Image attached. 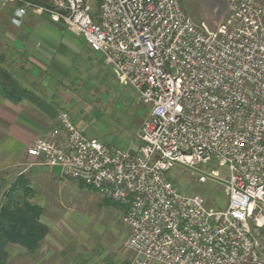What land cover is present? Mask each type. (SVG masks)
<instances>
[{
    "label": "built area",
    "instance_id": "obj_1",
    "mask_svg": "<svg viewBox=\"0 0 264 264\" xmlns=\"http://www.w3.org/2000/svg\"><path fill=\"white\" fill-rule=\"evenodd\" d=\"M41 1L0 0L16 4L17 26L36 10L80 35L149 110L137 152L60 112L65 139L36 138L28 156L123 207L130 264H264V4L223 0L225 18L204 31L181 0ZM210 162L229 171L224 210L169 177Z\"/></svg>",
    "mask_w": 264,
    "mask_h": 264
},
{
    "label": "rangeland",
    "instance_id": "obj_2",
    "mask_svg": "<svg viewBox=\"0 0 264 264\" xmlns=\"http://www.w3.org/2000/svg\"><path fill=\"white\" fill-rule=\"evenodd\" d=\"M89 2L96 4V0ZM181 3L188 16L204 31L215 30L218 22L224 19L221 8L215 6L212 0H181ZM10 5L0 2V64L7 67L24 87H39L43 75H39L36 65L30 62L34 60L35 51L25 50V46L30 45L28 34L22 30L23 25H14L6 18V12L13 9ZM17 27H21L20 30ZM62 28L55 27L58 36L51 38L52 42L46 40L47 44L37 34L31 46H88L80 35ZM79 60L72 59V68L64 81L49 83L47 87L40 85L42 93L58 102L60 110L57 113L66 112L87 136L110 145L129 147L132 151V142L139 138L138 130L148 115L149 107L140 102L131 86L121 83L117 74L104 68L105 64L102 66L93 60L87 65V61L83 63ZM54 170L60 171L64 179H55L51 184H45L46 178L42 177L32 182L27 175H19L15 180L12 178L14 175L7 180L1 179L0 209L6 204H18L21 207L25 200L37 205L35 202L40 197L33 196L34 190L48 191L47 195H42L43 198L48 196L51 205V210L46 211V217H49L60 239L69 243L76 237L81 239L88 234L102 235L104 239L110 237L111 242L104 245L105 251L119 259L117 264H130L135 254L126 246L128 227L123 221V207L102 197L79 180L68 177L60 167ZM199 172L208 175L207 181L198 180ZM228 176V168L216 162L200 163L191 168L177 164L169 171L170 179L182 193L201 194L206 198L208 207L217 210H224L228 205L224 184ZM27 188L32 190L26 191ZM22 259L20 257L19 261H24L23 264H31L30 256ZM13 260L10 264H16Z\"/></svg>",
    "mask_w": 264,
    "mask_h": 264
},
{
    "label": "crops",
    "instance_id": "obj_3",
    "mask_svg": "<svg viewBox=\"0 0 264 264\" xmlns=\"http://www.w3.org/2000/svg\"><path fill=\"white\" fill-rule=\"evenodd\" d=\"M258 1L264 4V0ZM212 2L215 3V6L221 8L220 12L225 18L227 10L223 0H212ZM14 5L11 3L10 7L14 9ZM13 9L6 12V18H9L10 23L12 22L11 15ZM21 25H23L22 30L31 38L28 37V45L30 46H25V50L35 51L33 54L34 60L31 59L30 62L36 65L40 73L39 75H43L39 81L42 87H47V84H53L56 81L57 83L64 81L72 68V62L76 58H79V61L83 63L87 61V65L93 60L102 66L105 64L104 68H108L112 73L116 74L105 63L101 54L93 51L90 46H31V43L34 44V38L37 34L43 37V40H41L43 43H46V40L52 42L51 38L58 36L55 27L62 28L63 26L67 28L62 22L51 20L48 14L29 10L24 16ZM20 28L17 27L18 30ZM60 40L63 42L62 38ZM40 85L39 87H30V89L41 96L48 104L50 103L52 111L49 108L43 110L27 98L19 102L12 101L0 91V181L1 179L7 180L8 177L13 175L14 177L12 178L14 180L19 175L25 177L27 175L32 182L41 177L46 178L45 184H51L55 179H64L60 171L54 170L57 167L40 164L27 154V148L36 138L47 137L53 138L56 141H62L66 137V133L61 128V124L57 118L60 105L53 98L50 99L48 94L42 93ZM56 130L59 131L58 134L53 135V132ZM132 144L134 146L132 152H137L139 140H135ZM122 148L128 149L129 147ZM128 150L131 151V149ZM40 168H44L45 170H39ZM47 192H42V190L38 189L34 190L32 194L38 198L40 197L39 201L35 203L40 205L43 210L40 220L49 227L50 231L48 235L42 241L40 248L32 254H29L20 245H8L7 250L10 255V261L14 259L13 261L16 264H23L24 261L20 262L19 258L24 259L30 256L31 264H117L119 259L111 257V252L105 251L104 245H108L111 242L110 237L104 239L102 235L88 234V236L81 239L76 237L75 240L68 243L55 234L53 230L54 225L50 224L49 217H46V211L51 210L50 200L48 196L42 197V195H47ZM35 199L34 197L33 200L35 201ZM152 264L161 263L152 262Z\"/></svg>",
    "mask_w": 264,
    "mask_h": 264
},
{
    "label": "trees",
    "instance_id": "obj_4",
    "mask_svg": "<svg viewBox=\"0 0 264 264\" xmlns=\"http://www.w3.org/2000/svg\"><path fill=\"white\" fill-rule=\"evenodd\" d=\"M32 1L43 3L41 0ZM95 5L97 6V2ZM0 91L12 101L19 102L27 98L43 110L49 108L52 111V107L41 96L20 84L14 74L1 64ZM23 190L25 191L24 188ZM27 190L32 189L27 188ZM42 213L40 206L26 200L21 207L18 204L13 206L6 204L0 209V264H10V255L7 250L10 244L24 247L29 254L40 248L50 231L49 227L40 220Z\"/></svg>",
    "mask_w": 264,
    "mask_h": 264
}]
</instances>
